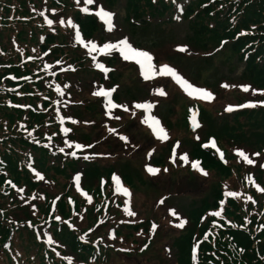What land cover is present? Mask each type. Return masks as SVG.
Wrapping results in <instances>:
<instances>
[{"label": "rangeland", "instance_id": "obj_1", "mask_svg": "<svg viewBox=\"0 0 264 264\" xmlns=\"http://www.w3.org/2000/svg\"><path fill=\"white\" fill-rule=\"evenodd\" d=\"M75 2L79 6L84 3L83 10L88 9L86 13H91L99 19L101 17L98 12L101 8L111 12L113 14L111 26L101 19L102 28L94 35L93 39L87 37V35H80L78 40L74 35L71 40H68V45L65 48L57 51L51 57L47 53L42 55L43 59L41 60L34 61L33 57L27 58L29 64L22 61L18 66L22 64L20 67H23L33 62L36 63V68L32 74L37 75L40 87L46 86L52 92L54 100L59 98L56 102L59 105V116L62 122V131L59 138L67 143L65 145L55 143V146L64 151L65 147L74 149L71 151L73 154L78 150L82 152H79L81 157L78 159L76 166L78 170L72 178L74 186H80L82 172L88 166L94 164L102 172V177L105 176V166H112L117 176H122V169H131L142 174L145 182L141 183L140 186L145 187L135 194L132 203L138 204L140 210L146 209L145 207L150 204L149 217L152 219L149 233L139 232L138 235L142 238L140 240H143V238H152L151 233L157 234L154 240L158 245L164 247L163 254L159 258L158 255H144L142 253L141 256H135L136 258L132 259L122 253L120 249H123V247L120 244L117 248L118 256L130 264H177V240L184 232L189 221L191 224L190 217H192L195 208L203 206L204 203H208L209 207L214 206L213 197L216 186H220L219 181L221 178L219 174H223L222 186L226 187L229 193L235 192L238 194L233 197L244 202L247 206L249 203H254V208L249 213L257 212L260 208L263 210V214L264 191H261V189H264V167H261V165H264V103L259 102L264 101V77L252 79L248 76L249 69L247 63L243 61L244 56H242L245 54L243 49L240 51L243 52L242 54L237 51L234 52L228 42L219 36V33L206 31L204 34L199 35L204 19L209 20V18L203 14V19L196 21L197 15L203 12L199 5H196L195 15L190 18H183L182 8L185 0L176 1V11L172 21L165 22L163 20L166 17H157L159 21H157L155 28H152V31H148L149 29L133 31L132 27L127 25L124 8L126 0H116L113 5L108 4L105 0H92V3H88V0H76ZM39 5L41 11H50L49 0H39ZM211 5L215 7L216 2L212 0ZM227 9L222 7L220 10L225 12ZM67 17L58 15L56 23H62V20ZM211 17L214 20L215 15H211ZM154 30H158L163 34L167 38L166 41L168 40L173 46L178 47L179 51L182 48V51L190 54L184 55L185 60L181 69V66L172 61L176 58L182 60V55L179 52L171 47L161 48L156 45L153 48L152 61L155 70L159 72L160 66L167 64L194 86L206 90L210 89L213 98L207 100L210 105L206 107L213 110V113L205 109V101L202 98H194V96H189L188 93H185L186 100L183 98L177 101L176 94H181L179 88L183 91L184 89L173 76L161 74L163 80L159 81L164 85L167 84V87L151 88L149 83L143 84L141 82L138 85L131 80V73L134 70L130 66L126 68L128 65L121 62L115 63V65L108 64L112 57H120L125 60L120 51V45L117 43L125 38L133 47L150 53V49H152L151 42L157 39ZM3 31L5 29L0 28V32H2L0 44L6 47L10 46L9 40H6L3 36ZM81 40L83 43H81ZM89 41L95 43L97 47L91 48ZM106 43L116 46L107 51H101ZM14 44L18 43L13 42ZM188 47L189 49H187ZM90 58L94 64H102L109 69L105 72L97 68L105 74L104 76L99 75V77L105 79V82L100 81L89 69L91 64L93 65V63L89 65ZM16 61L14 60L11 63H16ZM111 67L114 77L119 81V85L110 86L112 83L106 75L110 73ZM15 78L16 75L12 71L1 77V83L3 84L1 92L13 89L18 84L14 81ZM191 78L193 81H191ZM197 79L202 81L200 83L208 84L213 89L201 85ZM224 85H228V87ZM243 85L249 86L247 91L244 90ZM101 88L104 90L108 88L116 89V93L119 91L120 100L114 103L110 98L103 95L101 99V95L97 94ZM157 89L163 90L165 95H160ZM94 91L100 98L92 96ZM91 100L95 102L92 105L94 111L83 108ZM50 101L52 100L50 99ZM139 101L140 103L148 102L152 107L149 109L136 108L135 105ZM109 102L117 106L109 107ZM199 102L202 107L198 108L202 111V120H206L205 126H197L196 129L192 127L196 135L190 134V136L198 139L206 134H209L208 136L214 135V132L218 135V148L216 146L215 151L209 152L216 157L219 164L211 165V167L204 164V158L203 163L195 158L196 153L193 146L191 147L189 134L184 131L181 124V111L189 103L199 105ZM249 102L252 106H248ZM229 105L233 106L231 111L227 110ZM239 105L245 106L239 107ZM27 108L26 104L25 109ZM140 110L144 122L149 116H154L159 120L160 126L167 133L168 139L164 140L157 136L150 126L151 122L147 123L151 135H146L142 128V120L138 116ZM100 111L104 113L101 118ZM120 115L122 119L119 118ZM214 116L217 120L212 121L210 118ZM193 117L196 120V113L193 114ZM228 121L234 126L227 125L229 129L232 128V131H229L227 126L221 129V125L223 126V123ZM65 122H73V127L66 126ZM207 127L209 128L208 131L206 130ZM64 129H69V131L66 132ZM203 129L205 132L202 133ZM92 131L95 132L94 136L89 138V141L85 140V135H92ZM172 135L174 138L180 139V149L177 144L173 145V142L177 143L178 140H173V142L170 140ZM231 136L235 138L232 139ZM76 144L90 145V147L77 148ZM170 145H173V152H178V158L183 159L185 162L191 164L192 161H199L198 169H203V172L191 173L193 178L195 177L193 180L187 169L181 166L172 168L167 164L166 167L159 166V173H151L153 174L152 177H148L143 171L144 165L147 169L155 165L158 166L157 164H160L158 160L161 157H163L162 163H164ZM237 149H240L254 163H247L244 156L236 151ZM253 153H259V155H253ZM172 156L175 157V155ZM184 156H187V160L184 159ZM77 174H79V180L76 179ZM149 186H153V188ZM85 187L88 191L90 190V187ZM134 190L139 191L137 188H134ZM100 191L104 192V190ZM89 193L85 192V195H89ZM125 196L127 200L123 210L130 213L129 192ZM217 211L222 216L223 205L214 209L213 212ZM219 216L215 215L217 219ZM262 216L264 217V215ZM109 217L106 236L109 240H113L115 229L120 225V222L115 215H109ZM181 221H183V226H180ZM79 223L83 224V221L79 220ZM227 223L229 226H233L232 222L228 221ZM153 224L156 225L155 228L152 227ZM262 225H264V220L255 228L259 227L260 231H264ZM251 227L247 224L249 233L252 231ZM13 235H15L13 241L3 244V249L0 248V264L5 260L7 252L10 253L14 264H28L26 256L28 257L27 248L30 245L26 244L25 232L17 231ZM39 237L42 238V236ZM44 239L46 243L51 244L52 250L56 247L53 245L56 240L50 234L47 233ZM61 239L65 242L66 251L63 254H57L58 257L67 259L72 263L80 260L79 256L69 248L68 241L70 238ZM253 248L259 250L264 248V234L257 233V235H254L252 241H250V246L239 244V250L242 251H250ZM30 252V258L32 253L37 252L38 257L34 256L37 262L41 251L34 247ZM193 255L195 254L193 253Z\"/></svg>", "mask_w": 264, "mask_h": 264}, {"label": "trees", "instance_id": "obj_2", "mask_svg": "<svg viewBox=\"0 0 264 264\" xmlns=\"http://www.w3.org/2000/svg\"><path fill=\"white\" fill-rule=\"evenodd\" d=\"M105 1L110 5L116 2ZM171 1L126 0V20L133 31L148 30L153 18L162 17L172 8ZM214 1L215 7L211 5L212 0H197L196 3L187 6L189 13L187 17L195 15L196 5H199L203 12L197 15L196 21L202 20L203 14L209 18L204 19L199 35L206 31L219 33L221 38L227 40L231 50L242 54L240 51L243 49L245 54L242 56L248 55L250 78L264 77V0ZM49 6L61 14L73 11L76 17L80 18L78 22L87 37H93L100 27L98 19L93 17L82 19L72 0H49ZM222 7L228 8L226 13L220 10ZM39 8H41L39 0H0V28L5 29L3 36L10 42V46L7 47L0 44V248L3 249V244L13 241L16 235V233L13 235L14 232L23 231L26 244L30 245L27 248L28 257L26 256L28 264H130L118 256L117 248L120 244L123 247L120 250L129 258L135 259V256H141L142 253L158 255L161 258L164 247L155 242L157 234L150 232L152 238L143 240H140L142 238L138 235L139 232L148 234L151 229L150 204L144 210L137 209L139 215L126 217L121 208L122 198L113 197L114 188L109 178L103 188L104 194L100 191L102 172L96 164L88 166L83 174L84 187H90L89 191L93 196L92 201H88L68 183L72 173L77 171L78 163L70 157L63 158L60 153L52 154L44 145L48 140L47 131H58V124L51 113L41 112V107L45 111L48 107H53L55 100L46 86L40 87L27 79L33 76L36 63L23 67H20L22 64L18 65L22 61L29 64L28 57H33L34 61L43 59L42 55L47 53L51 57L68 45V40L73 38V34L72 29L66 25L47 26ZM211 15H215L214 20ZM154 33L160 35L158 30ZM165 39L153 40V45H157L159 41L163 44ZM13 42L18 44L13 45ZM14 60H17L16 63H11ZM11 71L15 73L18 84L15 86L14 83L13 89L1 92L3 86L1 77ZM17 86L20 88H16ZM26 103L30 104L26 110L21 111L14 107L16 104ZM86 109L94 111L91 103L86 105ZM228 122L223 123L221 129L231 125V122ZM182 124L187 128L185 118ZM227 128L229 129L228 126ZM229 131H232V128ZM194 151L197 156L204 158L206 166L219 164L210 152H205L198 146L194 147ZM29 155L35 156V167L43 174L44 179L38 180L37 176L28 171ZM162 158L158 162L165 165ZM112 169V166L104 167V172L108 173L107 177ZM122 171L126 185L130 189L137 188L145 182L139 171L131 169ZM190 175L193 178V175ZM219 175L220 186H216L214 206L209 207L208 203H204L203 206L195 208L190 217L191 224L189 221L177 240V264H194L191 259V247L197 241L201 248L197 264H264V248L239 250V244L250 246L254 235L264 234L259 227L255 228L264 220L263 210L258 208L257 212L249 213L253 210L254 203L247 206L232 195H224L223 191L227 188L222 186L223 174ZM9 178L13 179L18 187L26 186L25 200L15 196V190L6 183V179ZM95 181L97 182L93 184ZM59 194H63V197L57 212L52 213L51 201ZM70 194L77 200L75 211L71 209L66 199ZM221 200L224 201L223 204L220 203ZM116 203L118 205L115 206ZM221 205L224 211L217 219L213 211ZM107 213L115 215L117 219L120 218V225L115 229L113 240L106 236L109 222ZM56 216L62 218L61 225L54 220ZM80 218L83 224L79 223ZM129 219L140 220L132 222L128 221ZM215 221L219 225L214 226ZM228 221L232 222L233 226H229ZM247 224L252 226L251 233ZM46 225H49L48 231L56 240L54 245L60 252L63 254L66 251L65 242L61 238L69 237V248L80 260L69 263L67 259L59 258L43 242L39 236H42ZM81 236L87 241L80 239ZM95 243L99 245V253L93 259ZM34 247L41 251L37 262L34 257H38L37 252L32 253V259L30 258V251ZM1 264H14L9 252Z\"/></svg>", "mask_w": 264, "mask_h": 264}, {"label": "snow or ice", "instance_id": "obj_3", "mask_svg": "<svg viewBox=\"0 0 264 264\" xmlns=\"http://www.w3.org/2000/svg\"><path fill=\"white\" fill-rule=\"evenodd\" d=\"M88 3H92V0H88ZM84 11H88V9H84ZM98 15L101 17V19L105 20L106 23H108L110 26H111V18H112V13L111 12H108V11H105L103 8H101L98 12ZM47 23H52L51 20H46ZM69 23H71V21H69ZM76 38L79 40L80 39V33L77 31L76 33ZM81 43H83V41L81 40ZM119 45H120V51L124 57L125 60H131V61H135L139 66H140V69H141V75L144 77V79H149L151 78L152 76H155V75H161V74H166V75H171L175 78V80L183 87L184 91L188 93L189 96H197L199 95L200 97H202L204 100H211L213 98V93L209 90H206L205 88H202V87H196L194 86L193 84L189 83L186 79L182 78L180 75L177 74L176 70L172 67H170L169 65L167 64H163L160 66V71L157 72L155 70V67L153 65V56L152 54H150L148 51L146 50H142V49H138V48H135L133 47L129 41L127 40V38L125 39H122V40H119L117 42ZM89 46L91 48H96V44L89 41ZM116 45L114 44H109V43H106L103 45L101 51H107L108 49L110 48H113L115 47ZM181 50H183L181 48ZM97 68H103V70L105 72L109 71V69L105 68L104 65L102 64H97L96 65ZM225 87H228V85H224ZM244 88L245 91L248 90L249 86L248 85H243L242 86ZM111 91L108 90V91H105L103 88L100 89V92L97 93L98 95H103V96H107L109 95V92ZM157 91L160 93V95H165V93L163 92V90L161 89H157ZM259 103H264V101H260ZM117 105L109 102V107H116ZM245 105H239V107H244ZM248 106H252L251 105V102H249V105ZM136 108H142V109H149L152 107V105L148 102H144V103H136L135 105ZM232 105H229L228 106V109L229 111L232 110ZM151 122L150 126L153 130V132L159 136L161 139H168V136H167V133L165 131V129L163 127L160 126V122L159 120L154 117V116H149L145 119V123H149ZM193 123L195 124L196 121L195 119L193 118ZM64 131H69V129H64ZM124 139H127L126 137H123ZM210 143H212V146L215 147V142L214 141H210ZM76 147L77 148H81V147H90V145H81V144H76ZM241 156H244L245 160L247 163L249 164H252L254 163L253 160L251 159H248L247 156H245V154L240 150V149H237L236 150ZM253 155H259V153H253ZM184 159L187 160V156H184ZM199 166V161H192V167L193 168H198ZM261 167H264V165H261ZM148 172L150 173H156L159 171V169L155 168V167H148ZM201 172H203V169H200ZM205 175L207 173H204ZM77 180H79V174H77V177H76ZM113 179H117L118 178L115 176V174L113 175ZM118 190H122L125 195H128V189L126 188H123V189H118ZM261 191H264V189H261ZM228 195H232V196H235V195H238L237 193L235 192H230L228 193ZM249 199H251L249 197ZM221 204L224 203L223 200L220 201ZM134 214V213H133ZM175 214V213H173ZM214 215H217L219 216L220 215V212L217 211L214 213ZM57 219H59V217H57ZM180 226H183V221H181V225ZM153 228L156 227L155 224H153L152 226ZM262 227H264V225H262ZM80 239H84L83 236L80 237ZM196 251V247L193 246V253H195Z\"/></svg>", "mask_w": 264, "mask_h": 264}]
</instances>
